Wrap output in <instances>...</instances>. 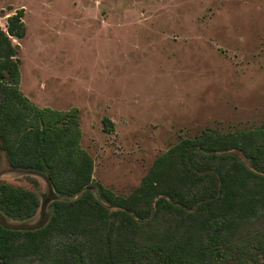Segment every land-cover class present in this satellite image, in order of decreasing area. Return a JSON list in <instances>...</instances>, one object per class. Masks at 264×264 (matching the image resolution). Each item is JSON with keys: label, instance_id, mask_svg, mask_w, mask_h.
<instances>
[{"label": "rangeland", "instance_id": "1", "mask_svg": "<svg viewBox=\"0 0 264 264\" xmlns=\"http://www.w3.org/2000/svg\"><path fill=\"white\" fill-rule=\"evenodd\" d=\"M20 8L22 92L78 110L94 180L118 193L180 137L264 123V0H0L4 29ZM0 180L41 201L29 219L0 210L5 226L48 221L59 196L45 174L5 169Z\"/></svg>", "mask_w": 264, "mask_h": 264}, {"label": "trees", "instance_id": "2", "mask_svg": "<svg viewBox=\"0 0 264 264\" xmlns=\"http://www.w3.org/2000/svg\"><path fill=\"white\" fill-rule=\"evenodd\" d=\"M24 15L0 24V171L43 173L59 197L40 227L0 221V262L264 264V123L180 137L118 193L94 180L78 110L42 107L22 92L13 38L26 36ZM40 205L34 190L0 180L7 217L29 219Z\"/></svg>", "mask_w": 264, "mask_h": 264}, {"label": "water", "instance_id": "3", "mask_svg": "<svg viewBox=\"0 0 264 264\" xmlns=\"http://www.w3.org/2000/svg\"><path fill=\"white\" fill-rule=\"evenodd\" d=\"M0 264H3V263L0 262Z\"/></svg>", "mask_w": 264, "mask_h": 264}]
</instances>
